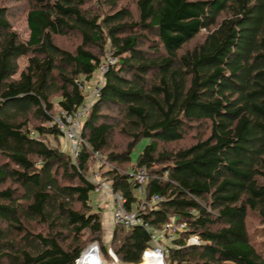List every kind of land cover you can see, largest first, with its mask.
<instances>
[{
    "label": "trees",
    "instance_id": "trees-1",
    "mask_svg": "<svg viewBox=\"0 0 264 264\" xmlns=\"http://www.w3.org/2000/svg\"><path fill=\"white\" fill-rule=\"evenodd\" d=\"M28 2L26 37L0 5V264H77L102 242L95 173L150 227L187 223L166 264H264L249 224L264 226V0ZM107 50L116 62L73 157L56 119L85 103ZM140 167L147 200L161 197L146 210ZM152 234L116 224L102 252L141 264Z\"/></svg>",
    "mask_w": 264,
    "mask_h": 264
},
{
    "label": "built area",
    "instance_id": "built-area-1",
    "mask_svg": "<svg viewBox=\"0 0 264 264\" xmlns=\"http://www.w3.org/2000/svg\"><path fill=\"white\" fill-rule=\"evenodd\" d=\"M116 62V58L112 50H107L93 80L94 86L89 84L86 87L87 99L85 103L73 114H63L61 117L56 119L57 124L64 133L66 139L65 148L68 150L73 157H77L80 153L83 145L82 139V126L83 121L89 115L90 109L94 102L101 96V89L104 85V74L109 67ZM136 181L138 182V191L141 197L140 210H146L153 207L161 197L154 195L151 202L146 198V182H147V171L145 167H140L134 174ZM92 180L98 184L97 191L104 192L115 201L114 220L116 224H123L125 226H133L136 224H143L145 227L151 229L152 234V246L148 247L143 254L144 264L148 258L157 260L158 264H166L165 255L167 252L166 244L171 243L174 237L178 235V232L187 228L186 222H178L175 218L166 223L161 229L150 227L147 222L139 216L137 210L128 211L124 207V197L120 192H115L107 181H102L96 173ZM189 244L199 243L197 236L189 238ZM111 254L118 261L115 253L110 251ZM80 259V258H79ZM79 259L77 264H79ZM115 264V263H114Z\"/></svg>",
    "mask_w": 264,
    "mask_h": 264
},
{
    "label": "rangeland",
    "instance_id": "rangeland-1",
    "mask_svg": "<svg viewBox=\"0 0 264 264\" xmlns=\"http://www.w3.org/2000/svg\"><path fill=\"white\" fill-rule=\"evenodd\" d=\"M94 2H95V0H94ZM0 5H6V6H8L11 9V12H12L11 13V15H12L11 16V22H12V25H13L14 29L17 30L22 37H26L28 35V32H29L28 26H27V12H28V9H29L28 0H0ZM58 42H60L61 44H63L64 46H66L68 48H73L79 43L77 37H75V38L74 37L59 38ZM20 62H21V65L23 66L24 63H25V60L22 59ZM90 84L93 87L94 86V80H92ZM83 123H84V121H83ZM61 141H62L63 145H65L66 142H67L65 137L62 138ZM116 141L119 142V143H122L123 142V138L118 136L116 138ZM150 142H151V139L149 137H143L136 143L135 148H134V150L132 152V155H131L133 164L137 163L140 154L142 153V151L145 149V147ZM190 142H191V140H185L183 142L173 143V144H171V147H174V146L175 147H180L182 145H187ZM120 145H121V147H123L124 143H122ZM94 169L98 170V167L97 168L94 167ZM91 199H92V205L95 207V209L97 210V209L100 208L102 210V212H103V225H105L104 224L105 211L108 210V209H109V211L113 210V208H114L113 204H111V202L110 203H108V202H102L101 203V199L99 197V192H96V191L92 193ZM101 206H104L103 209L101 208ZM249 224H250V232L255 234L256 241H257V244H258V248L264 254V226L255 217L251 218ZM111 235H113V234H109L108 232H106V228L104 226L102 242L96 241V242L90 243L85 248V250H87L89 247H91L93 245H98V247L100 249V252L102 254V257L104 258L106 263L107 264H114V263L116 264V258H114V256L111 253H110V255L112 256V258L114 260V263L109 257L105 256L103 254V252H102L103 244H105V247L108 249V251L110 250V248H111L110 240H111V237H112Z\"/></svg>",
    "mask_w": 264,
    "mask_h": 264
},
{
    "label": "bare ground",
    "instance_id": "bare-ground-1",
    "mask_svg": "<svg viewBox=\"0 0 264 264\" xmlns=\"http://www.w3.org/2000/svg\"><path fill=\"white\" fill-rule=\"evenodd\" d=\"M79 264H107L98 245H93L85 250L79 259ZM144 264H158L157 260L148 258Z\"/></svg>",
    "mask_w": 264,
    "mask_h": 264
},
{
    "label": "crops",
    "instance_id": "crops-1",
    "mask_svg": "<svg viewBox=\"0 0 264 264\" xmlns=\"http://www.w3.org/2000/svg\"><path fill=\"white\" fill-rule=\"evenodd\" d=\"M99 197L101 199V203L102 202H108V203L111 202V204H113V207H114L113 210H110V211H109V209L106 210L105 211V217H104V224H105L104 226L106 228V232H108L109 234H113L114 228L116 226V223L114 220V215H113L114 211H115V201L110 196L106 195L104 192H99ZM103 207L104 206H101L102 209H103Z\"/></svg>",
    "mask_w": 264,
    "mask_h": 264
}]
</instances>
